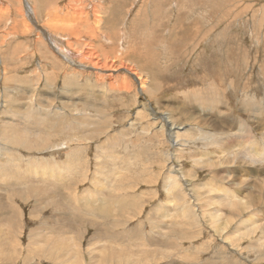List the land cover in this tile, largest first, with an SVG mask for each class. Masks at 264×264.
Instances as JSON below:
<instances>
[{"label": "rangeland", "instance_id": "obj_1", "mask_svg": "<svg viewBox=\"0 0 264 264\" xmlns=\"http://www.w3.org/2000/svg\"><path fill=\"white\" fill-rule=\"evenodd\" d=\"M255 146L264 0H0V264H264Z\"/></svg>", "mask_w": 264, "mask_h": 264}, {"label": "bare ground", "instance_id": "obj_2", "mask_svg": "<svg viewBox=\"0 0 264 264\" xmlns=\"http://www.w3.org/2000/svg\"><path fill=\"white\" fill-rule=\"evenodd\" d=\"M89 4H90V3H89ZM179 6H180V5H179ZM52 8H53V7H52ZM97 16H99V15H97ZM96 18H98V17H96ZM53 19L55 20V19H59V18H58L57 16H56V17L54 16ZM53 19H51V20H53ZM100 19H101V18H100ZM59 20H60V19H59ZM84 20H85V19H84ZM96 20H97V19H96ZM101 20H102V19H101ZM55 22H58V20L55 21ZM59 22H60V21H59ZM53 23H54V22H53ZM99 23H100V21H97V22H96V24H99ZM82 25H83V24H82ZM57 26L59 27L60 25H57ZM68 27H69V26H68ZM72 27H73V26H72ZM59 29H60V28H59ZM91 29H92V28H91ZM93 30H94V28H93ZM98 30H100V29H98ZM68 31H70V30H68ZM69 33H70V32H69ZM72 33H73V32H72ZM43 34H44V36L46 37V39L49 40V43H50L51 36L47 35L46 31H44V30H43ZM123 39H124V37H123ZM50 44L53 45L52 43H50ZM70 45H71V44H70ZM78 49H80V48H78ZM115 55H116V54H115ZM85 57H86V56H85ZM108 57H109V56H108ZM83 58H84V57H83ZM115 58H116V57H114V59H115ZM106 59H107V57H106ZM76 60H77V59H76ZM87 60H88V59H87ZM123 60H125V59H123ZM114 61H115V60H114ZM108 62H109V61H108ZM92 63H93L94 66L98 64L97 60H96V61L94 60ZM102 63H103V62H102ZM112 63H113V62H112ZM112 63L110 64L111 66L109 65L110 68H108V69H110L111 71H114L113 69H111V67L113 68V64H112ZM117 64H118V63H117ZM117 64H116V65H117ZM93 65H92V66H93ZM106 65H107V64H106ZM118 65L124 67L126 64L123 65V62H121V63L118 64ZM100 66H101V65H100ZM103 66H105V65H103ZM98 67H99V66H98ZM125 67L128 68L127 66H125ZM104 69H105V68H104ZM122 69H123V68H122ZM111 73H112V72H111ZM136 74H137V73H136ZM139 76H140V75H139ZM137 78L139 79V77H137ZM146 83H147V82H146ZM142 87H143V86H142ZM22 107H23V106H22ZM72 127H73V126H72ZM171 128H172V127H171ZM239 128H240V127H239ZM22 135H23V136L20 135V136H18V137L23 138L24 136H25V137H26V136H31L32 134L30 135V133H28V132H23ZM233 138H234V137H233ZM176 140H177V139H176ZM176 140H175V141L172 140V143L175 142L174 144H176ZM240 140H241V138H240ZM24 143H25V142H24ZM237 145H239V144H234V146H237ZM254 145H256V144H253V146H254ZM54 146H55V145H54ZM256 146H257V145H256ZM256 146H255V148H254L253 151H252V152H253V155H254V157H255V158L253 157L252 159L254 160L255 163H257V161H258V160H256L257 158H260V160H261L262 158H264V151H261L262 148H257ZM233 149H234V148H233ZM230 153H231V155H234L233 152H230ZM261 153H262V156H263L262 158H261ZM249 162H250V160H249ZM258 163H259V162H258ZM258 163H257V164H258ZM251 164H253V163H251ZM259 165H260V164H259ZM259 167H260V166H259ZM261 169H262V168H261ZM49 172H50V171H49ZM228 172H229V171H228ZM228 172H227V174H228ZM178 173H179V172H176L175 174H174V173H173V174L176 175V176L181 175V174H178ZM171 174H172V173H171ZM173 174H172V177H173L172 181H174V180H175V177H176V176H174ZM254 174H255V173H254ZM250 175H251V174H250ZM251 177H252V176H251ZM172 181H171V182H172ZM258 184H259V183H258ZM254 190H255V188H254ZM229 191H231V190H229ZM261 191H262V190H261ZM225 193H226V192H225ZM227 193H228V192H227ZM234 194H235V193H234ZM252 194H254V193H252ZM228 195H231V192H229ZM250 195H251V194H250ZM257 195H258V194H257ZM260 195H261V194H260ZM237 197H238V196H237ZM236 199H237V198H236ZM230 200H232V199L230 198ZM246 200L248 201L247 198H242V199L240 198V201H241V202H240V203H235V206H240V205L243 206V205L247 204ZM233 201H234V200H233ZM228 202H229V201H228ZM234 202H235V201H234ZM166 215H167V214H166ZM248 220H250V219H248ZM248 222H250V221H248ZM248 224H249V223H248ZM252 224H253V223H252ZM250 225H251V223H250ZM256 227H257V226H256ZM254 228H255V227H254ZM250 231H251V230H250ZM251 232H252V231H251ZM167 248H168V247H167Z\"/></svg>", "mask_w": 264, "mask_h": 264}]
</instances>
